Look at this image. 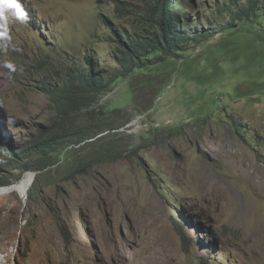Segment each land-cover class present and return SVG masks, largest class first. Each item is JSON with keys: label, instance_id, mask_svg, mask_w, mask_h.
Listing matches in <instances>:
<instances>
[{"label": "rangeland", "instance_id": "obj_1", "mask_svg": "<svg viewBox=\"0 0 264 264\" xmlns=\"http://www.w3.org/2000/svg\"><path fill=\"white\" fill-rule=\"evenodd\" d=\"M181 1L186 31L214 37L195 39L148 116L133 112V95L119 83L106 98L114 115L79 117L72 126L121 127L131 138L120 144L138 148L137 156L65 179L66 146L41 173L39 154L9 166L10 153L58 139L43 85L67 67L82 70L86 57L96 73L119 68L115 31L135 37L147 6L0 0V190L29 173L25 163L36 174L27 195L0 198V233L18 230L14 264H264V27L254 17L230 25L248 0ZM175 222L184 224L187 252Z\"/></svg>", "mask_w": 264, "mask_h": 264}, {"label": "trees", "instance_id": "obj_2", "mask_svg": "<svg viewBox=\"0 0 264 264\" xmlns=\"http://www.w3.org/2000/svg\"><path fill=\"white\" fill-rule=\"evenodd\" d=\"M144 2L147 13L141 17L143 22L140 21L139 33L135 37H123L115 31L117 37L114 60L119 68L111 73H96L94 63L90 57H86L82 70L77 66L67 67L63 74L58 72L61 75L58 81L52 83L48 80L43 85L44 95L50 101L55 116L51 134L54 133L58 139L51 142L50 138L53 136H50L45 140H34L28 147L15 149L10 153L12 158L9 166L19 164L23 157L39 154L44 161L38 163L35 170L41 173L49 166L56 165L61 155L58 149L63 145L64 148L66 146L63 156L66 155L69 164L64 178L71 179L93 166L116 163L129 158L131 154L137 156L138 148L130 149V145L120 144L125 138H131L118 131L121 127L107 121L94 129L74 130L72 126L79 117L90 119L100 114L114 115L116 111H108L109 99L106 98L119 83L123 85L124 91L133 95V112L138 116L147 115L163 95L165 87L172 84L179 62L184 59L188 49L193 47L197 39L214 37L209 33L199 37L186 31L190 24L186 20L181 0ZM259 2L260 0H248V7L236 6L237 10L231 14L230 25L252 22L254 17L259 18V26L263 28L264 7ZM122 5L123 2L117 4V13L123 14L126 11ZM154 131L158 132L156 129ZM103 133L107 135L97 138ZM82 144H85L83 148L74 149ZM150 144L147 143V146ZM53 156H57L56 159ZM32 167V164L25 163L23 174L30 172ZM39 179L41 177L37 176L36 180ZM180 220L183 221L181 218ZM183 225L175 222L176 233L183 250L187 252L189 241L184 236ZM61 235L67 244L71 241L67 229H63Z\"/></svg>", "mask_w": 264, "mask_h": 264}, {"label": "bare ground", "instance_id": "obj_3", "mask_svg": "<svg viewBox=\"0 0 264 264\" xmlns=\"http://www.w3.org/2000/svg\"><path fill=\"white\" fill-rule=\"evenodd\" d=\"M34 174L32 173H26L23 178L13 184L12 186L10 187H6L4 189H1L0 190V198H2L4 195H7V194H13V193H18V194H21V195H27L31 185H32V182H33V178H34ZM9 228H7L6 230L4 229L3 230V233H0V234H3L2 236V240L4 242L3 246H2V250L4 252V254L6 253V255H4V257H0V264H14V258H15V253H14V245H15V240L17 239L18 237V230L17 228H15V230H10L8 231ZM10 238V240H9ZM9 242V243H8ZM11 246L13 251L10 253L8 251V247ZM127 264V263H126Z\"/></svg>", "mask_w": 264, "mask_h": 264}, {"label": "water", "instance_id": "obj_4", "mask_svg": "<svg viewBox=\"0 0 264 264\" xmlns=\"http://www.w3.org/2000/svg\"><path fill=\"white\" fill-rule=\"evenodd\" d=\"M99 137H101V136H99ZM99 137H97V138H99ZM34 176H36V174H34Z\"/></svg>", "mask_w": 264, "mask_h": 264}]
</instances>
